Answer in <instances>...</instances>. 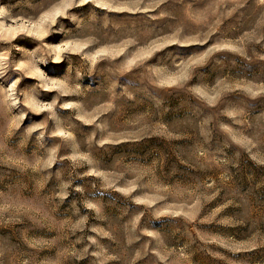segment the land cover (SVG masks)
I'll return each instance as SVG.
<instances>
[{
  "label": "rangeland",
  "instance_id": "rangeland-1",
  "mask_svg": "<svg viewBox=\"0 0 264 264\" xmlns=\"http://www.w3.org/2000/svg\"><path fill=\"white\" fill-rule=\"evenodd\" d=\"M0 264H264V0H0Z\"/></svg>",
  "mask_w": 264,
  "mask_h": 264
}]
</instances>
